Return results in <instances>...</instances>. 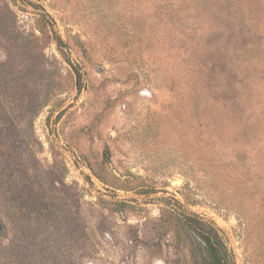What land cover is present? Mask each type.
Listing matches in <instances>:
<instances>
[{
	"label": "rangeland",
	"instance_id": "1",
	"mask_svg": "<svg viewBox=\"0 0 264 264\" xmlns=\"http://www.w3.org/2000/svg\"><path fill=\"white\" fill-rule=\"evenodd\" d=\"M196 221L264 264V0H0V264H201Z\"/></svg>",
	"mask_w": 264,
	"mask_h": 264
},
{
	"label": "trees",
	"instance_id": "2",
	"mask_svg": "<svg viewBox=\"0 0 264 264\" xmlns=\"http://www.w3.org/2000/svg\"><path fill=\"white\" fill-rule=\"evenodd\" d=\"M240 185L246 184V180L237 179ZM247 185V184H246ZM191 221V219H189ZM199 223V234L201 240L205 244V252L209 255V260H204L201 264H231L228 257V250L218 230L210 227L202 221H196ZM199 262V261H198ZM233 264V263H232Z\"/></svg>",
	"mask_w": 264,
	"mask_h": 264
},
{
	"label": "water",
	"instance_id": "3",
	"mask_svg": "<svg viewBox=\"0 0 264 264\" xmlns=\"http://www.w3.org/2000/svg\"><path fill=\"white\" fill-rule=\"evenodd\" d=\"M117 175H119V173L116 172ZM120 176V175H119Z\"/></svg>",
	"mask_w": 264,
	"mask_h": 264
}]
</instances>
